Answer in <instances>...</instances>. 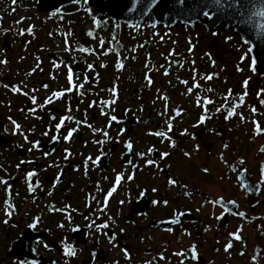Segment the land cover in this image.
<instances>
[{
	"label": "flooded vegetation",
	"instance_id": "1",
	"mask_svg": "<svg viewBox=\"0 0 264 264\" xmlns=\"http://www.w3.org/2000/svg\"><path fill=\"white\" fill-rule=\"evenodd\" d=\"M51 1L0 0V264H264L249 45L154 0Z\"/></svg>",
	"mask_w": 264,
	"mask_h": 264
},
{
	"label": "water",
	"instance_id": "2",
	"mask_svg": "<svg viewBox=\"0 0 264 264\" xmlns=\"http://www.w3.org/2000/svg\"><path fill=\"white\" fill-rule=\"evenodd\" d=\"M127 4L125 2L121 7H109L106 3H100L97 4V10L122 18L143 12L141 8V11L137 8L138 11L136 8H129ZM153 4L157 5L158 10L162 9V12L167 9L170 20H174V23L177 20H199L208 30H231L249 45L254 71L264 76V0H154ZM50 7L51 3L40 1L38 9ZM164 15L165 12L162 16Z\"/></svg>",
	"mask_w": 264,
	"mask_h": 264
},
{
	"label": "snow or ice",
	"instance_id": "3",
	"mask_svg": "<svg viewBox=\"0 0 264 264\" xmlns=\"http://www.w3.org/2000/svg\"><path fill=\"white\" fill-rule=\"evenodd\" d=\"M15 2H16V0H13V3H15ZM29 31H30V30H29ZM89 34L91 35V33H89ZM81 50H82V51H87V49H81ZM89 67H91V65H90ZM121 67H122V65H121ZM166 74H167V73H166ZM207 79L211 80V79H212V76H208ZM69 80L71 81V75H69ZM149 83H151L150 80H149ZM246 85H247V81H245V86H246ZM45 87H46V86H45ZM81 87H82V85H81ZM197 87H198V85H197ZM190 91H191V90H190ZM54 95H56L57 97H59L60 95H62V93H55ZM241 100H243V97H241ZM33 102L35 103V100H33ZM48 102H51V100L49 99ZM113 102H114V101H113ZM233 111H234V110H233ZM232 114H233L232 112L229 113V115H232ZM177 115H179V113H177ZM65 119H68V118L66 117ZM113 119H115V118H113ZM63 122H64V121L61 120V124L57 125V128H58V129H59V127H61V125L63 124ZM201 122H203V118H202ZM17 127H19V126L17 125ZM169 130H171V126H169ZM257 131H258V132L260 131L259 127H257ZM71 135H72V133L69 132L68 136L65 137V139H66V140L69 139V138L71 137ZM105 135H107V133H105ZM158 135H163V134H162V133H158ZM128 147L131 148L132 145L129 144ZM165 155H166V154H165ZM149 163H151V161H150ZM29 175L31 176L32 174H29ZM118 180H119V177H118ZM115 190H116V189L113 188V189L111 190V192L109 193V195H111V193L114 192ZM104 227H107V225H104ZM235 239L239 240L240 237L237 235V236H235ZM227 247L230 248V247H231V244H229ZM226 250H227V248H226ZM68 254H69V255H73L74 252L69 251ZM195 258H196V256H195V251L193 250V259H195Z\"/></svg>",
	"mask_w": 264,
	"mask_h": 264
},
{
	"label": "built area",
	"instance_id": "4",
	"mask_svg": "<svg viewBox=\"0 0 264 264\" xmlns=\"http://www.w3.org/2000/svg\"><path fill=\"white\" fill-rule=\"evenodd\" d=\"M13 130V124H6L2 130V135L10 136Z\"/></svg>",
	"mask_w": 264,
	"mask_h": 264
}]
</instances>
